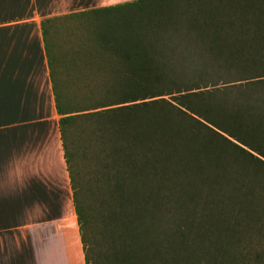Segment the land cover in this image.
Masks as SVG:
<instances>
[{
    "label": "trees",
    "instance_id": "obj_1",
    "mask_svg": "<svg viewBox=\"0 0 264 264\" xmlns=\"http://www.w3.org/2000/svg\"><path fill=\"white\" fill-rule=\"evenodd\" d=\"M81 18L73 66L107 94L72 110L53 95L85 264H264V0L47 18L50 74L49 33Z\"/></svg>",
    "mask_w": 264,
    "mask_h": 264
},
{
    "label": "crops",
    "instance_id": "obj_2",
    "mask_svg": "<svg viewBox=\"0 0 264 264\" xmlns=\"http://www.w3.org/2000/svg\"><path fill=\"white\" fill-rule=\"evenodd\" d=\"M132 0H0V264H85L41 22Z\"/></svg>",
    "mask_w": 264,
    "mask_h": 264
},
{
    "label": "rangeland",
    "instance_id": "obj_3",
    "mask_svg": "<svg viewBox=\"0 0 264 264\" xmlns=\"http://www.w3.org/2000/svg\"><path fill=\"white\" fill-rule=\"evenodd\" d=\"M80 22H84L83 18L71 19L69 22L64 23L58 22L56 28L48 35V40L51 43L50 56L52 58L50 69L55 92L59 93L62 104L68 105L71 110L88 106L91 97L97 98L100 95L107 94V90L94 84L102 79L103 73L90 72L85 70L84 67L76 69L77 65L73 66L71 53L81 47L83 41V31L79 26ZM67 139L69 148L74 147L73 141H81L72 132L68 133ZM74 161L75 169L84 175L85 165H83V162L78 158ZM257 242L264 244V230L257 238ZM250 255L249 253V258L244 264H263V262L255 263L251 261Z\"/></svg>",
    "mask_w": 264,
    "mask_h": 264
}]
</instances>
